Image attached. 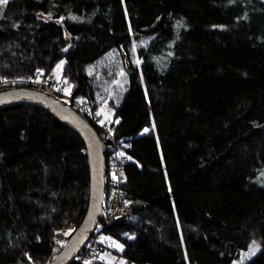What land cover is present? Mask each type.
<instances>
[{
	"label": "trees",
	"instance_id": "16d2710c",
	"mask_svg": "<svg viewBox=\"0 0 264 264\" xmlns=\"http://www.w3.org/2000/svg\"><path fill=\"white\" fill-rule=\"evenodd\" d=\"M144 37L139 67L130 47ZM115 49L128 82L111 103L114 133L133 219L100 230L123 247L100 242L103 253L134 264H233L255 244L245 264H264V0H9L0 18V77L48 75L65 61L72 95L96 103L89 67ZM32 87L0 85V94ZM96 133L108 178L112 160ZM91 194L76 129L33 105L0 109V264H51ZM100 256L89 264H110Z\"/></svg>",
	"mask_w": 264,
	"mask_h": 264
},
{
	"label": "built area",
	"instance_id": "2783aa9c",
	"mask_svg": "<svg viewBox=\"0 0 264 264\" xmlns=\"http://www.w3.org/2000/svg\"><path fill=\"white\" fill-rule=\"evenodd\" d=\"M16 83H20L22 86L30 85L63 97L67 100L68 105L81 114V119H84L95 130V132L97 130L101 132L103 135V149L105 148V152L109 153L112 160L111 175L109 176L110 180L109 177H104L105 182L107 179L109 180L112 194L110 198H107L104 194L101 218L98 225L101 226V230H104L117 220H124L127 223L132 222V213L124 211V206L126 205L124 197L126 193L122 189V183L125 180L123 161L126 160V157L125 150L122 149V144L118 142L114 133L119 124H115L113 129L111 126L107 125L102 118L100 113L101 109L98 103L91 101L87 97L74 96L72 94L67 95L64 91V87L67 84L70 85V80L63 83L49 73L48 75L34 74L31 77L25 78L0 77V85H14ZM97 113H99V115H97ZM110 200H113L112 204L109 203ZM98 241V235L90 236L87 242H85L78 251L79 255L76 257L75 264H89L91 261L97 260L100 256L99 254L106 251V247L101 245ZM17 264H21V261L19 260Z\"/></svg>",
	"mask_w": 264,
	"mask_h": 264
},
{
	"label": "rangeland",
	"instance_id": "374dc122",
	"mask_svg": "<svg viewBox=\"0 0 264 264\" xmlns=\"http://www.w3.org/2000/svg\"><path fill=\"white\" fill-rule=\"evenodd\" d=\"M6 6L0 7V18L2 17L3 11L5 10ZM133 38H135V36ZM150 40L151 38H145V37L139 39V41L136 39L133 40L132 45L130 47L131 63L140 67L142 63V59L138 55V51L139 49L145 47L150 42ZM124 58H125L124 55H122V53L119 50L115 49L110 51L103 57H101L98 62H96L94 65L89 67V74L95 79L96 81L95 83L98 86V99H99L98 104L101 109L100 113L102 115V118L104 119V122L107 125L111 126L112 129L115 124H118V122L113 123V117L115 116L116 110H114L111 103L112 102L118 103L121 96L127 90L128 79L124 64L125 62ZM58 66L53 72H51L50 75L65 83L67 82V79H63L65 61L59 63ZM35 74L45 75V71L42 69H38L36 70ZM18 84L20 83H16L14 85H18ZM32 89L48 95L49 97H51V99L57 101L63 108L70 110L73 114L77 116V114L74 112L75 109L70 105H68L67 100L64 99L63 97L46 92L39 88L32 87ZM64 91L67 95H71L72 83H70V85L67 84L64 87ZM261 178H262L261 181L264 182V171L261 173ZM112 201L113 200H110L109 203L112 204L113 203ZM100 230H101V226L95 228L94 231L96 233H99ZM73 232L74 231L72 229L68 228L62 230L59 235L65 234L70 236L71 234H73ZM98 242H105L109 248L116 251H122L116 247V245H120V244L117 241L111 239L110 237H107V235L104 232H100V237ZM259 250L260 249L257 245L252 244L248 250L242 251L240 253L238 259L235 260L233 264H245L247 261L253 258ZM100 257H104L110 264H134L123 258L122 255H119L118 253L110 252L109 250L106 253H103V255Z\"/></svg>",
	"mask_w": 264,
	"mask_h": 264
},
{
	"label": "water",
	"instance_id": "95a60500",
	"mask_svg": "<svg viewBox=\"0 0 264 264\" xmlns=\"http://www.w3.org/2000/svg\"><path fill=\"white\" fill-rule=\"evenodd\" d=\"M27 104L43 108L52 113L60 120L76 129L84 138L89 157L92 163V194L91 204L86 219L81 228L73 235L65 246L64 250L56 257L51 264H69L88 237L97 227L103 207L104 199V157L97 133L84 120L78 118L70 110L63 108L57 101L48 95L29 89L12 90L0 94V109L8 106Z\"/></svg>",
	"mask_w": 264,
	"mask_h": 264
},
{
	"label": "snow or ice",
	"instance_id": "6c2138e0",
	"mask_svg": "<svg viewBox=\"0 0 264 264\" xmlns=\"http://www.w3.org/2000/svg\"><path fill=\"white\" fill-rule=\"evenodd\" d=\"M9 0H0V7L2 6H6L8 4ZM75 19V18H73ZM67 49H65L66 51ZM59 67V66H58ZM97 115H99V113H97ZM115 178V177H114ZM117 248H119L120 250H122V247L120 245H116Z\"/></svg>",
	"mask_w": 264,
	"mask_h": 264
}]
</instances>
